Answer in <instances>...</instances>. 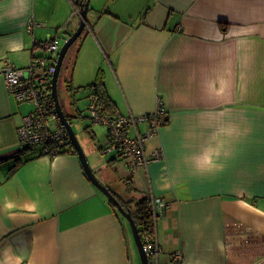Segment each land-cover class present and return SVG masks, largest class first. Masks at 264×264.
<instances>
[{"label":"crops","instance_id":"crops-1","mask_svg":"<svg viewBox=\"0 0 264 264\" xmlns=\"http://www.w3.org/2000/svg\"><path fill=\"white\" fill-rule=\"evenodd\" d=\"M81 1L0 0V264H141L126 219L78 154L21 147L33 107L2 74L8 62L28 67L34 50L48 56L41 43L61 47L80 26ZM65 60L88 99L103 73L117 114L165 104L167 123L145 144L164 158L134 172L103 157L107 132L99 141L84 128L101 183L124 202L170 204L157 220L158 264H175L178 252L181 264H264V0H90Z\"/></svg>","mask_w":264,"mask_h":264},{"label":"built area","instance_id":"built-area-1","mask_svg":"<svg viewBox=\"0 0 264 264\" xmlns=\"http://www.w3.org/2000/svg\"><path fill=\"white\" fill-rule=\"evenodd\" d=\"M36 23L31 21L27 30L32 33ZM49 55L39 56L33 51L31 63L28 67L18 68L7 63L2 71L5 77V85L8 92L19 103L32 105L33 110L22 119L19 127L21 147L40 148L42 154L56 157L71 143L66 127L56 111L55 101L52 96V78L56 71V63L61 47L55 39L39 44ZM89 118L93 124L106 127L108 141L102 147L101 152L105 155H113L116 158L125 159L131 171L140 167H147L149 163L164 158L162 149L156 150L148 157L145 144L159 134V130L167 123V110L162 100L154 113L137 116L117 114L110 116L103 113L97 98L89 97ZM148 123L146 133L140 132L139 126ZM170 204L163 198H149V209L152 223L144 237V250L150 260V264H158L161 248L157 238V220L168 210ZM175 264L183 262L182 253L172 256Z\"/></svg>","mask_w":264,"mask_h":264},{"label":"water","instance_id":"water-1","mask_svg":"<svg viewBox=\"0 0 264 264\" xmlns=\"http://www.w3.org/2000/svg\"><path fill=\"white\" fill-rule=\"evenodd\" d=\"M80 12H81V22L80 26L77 29V31L72 34L61 46L60 52L58 54L57 58V63H56V71L53 75L52 78V96L55 101V107L56 111L59 115L60 120L66 127V130L69 134L71 144L74 146L75 150L78 153V156L80 158V161L82 163V166L84 168V171L88 178L91 180V182L111 201L115 206L116 209L119 211V213L129 222V225L131 227L132 233H133V238L136 243V246L138 248L139 254H140V259L142 264H150V260L144 250V242L142 239V236L139 232L138 226L132 216L131 210H126L121 202L117 199V197L113 194V192L101 181L97 178L96 174L94 173L93 169L91 168L88 158L85 154V151L76 135L74 132V129L72 127V123L70 119L67 117L65 114L61 102L59 100V95H58V82L60 78V73L64 64V61L67 57V54L70 50V48L73 46V44L79 39V37L82 35L84 29L86 28V21H87V15L88 11L90 8V0H87L86 2L81 1L80 5Z\"/></svg>","mask_w":264,"mask_h":264},{"label":"rangeland","instance_id":"rangeland-1","mask_svg":"<svg viewBox=\"0 0 264 264\" xmlns=\"http://www.w3.org/2000/svg\"><path fill=\"white\" fill-rule=\"evenodd\" d=\"M65 61H64L63 70L61 71L59 82H58L59 100L62 104L63 110H64L66 115L73 117V115H75V114H77V115L80 114L78 112V110L81 111V113H82L81 117H78L76 119H72L71 123H72V127L74 129V132L76 133V135H77V137H78V139H79V141H80V143H81V145L85 151V154L88 155L90 153L89 148L94 147L95 144L91 140L89 133L85 132L84 128L86 126L91 125L92 126L91 129L93 131H96V134L98 136L99 141H103L105 139L107 129L103 125L93 124L92 121L90 120V118H89V115H90L89 99H88L89 93L87 92L86 89L78 88L74 92L75 98H73L72 93L68 92L67 83L65 82V78H68V79L70 78V77H68L70 75V72L68 71V76L65 77L66 76V67H65L66 62ZM73 78H74V76H73ZM74 101H75V104H73ZM86 140H88V142H86ZM103 157L109 158L110 155L109 156L103 155ZM90 160L91 159H89V162H90ZM98 177H100V176H98ZM125 222L130 228L129 231L131 233V238L135 244V251L137 252V254H139L138 248H137L136 243H135L134 238H133V233L131 231V227L129 225V222L127 220H125ZM139 259H140V254H139ZM140 262H141V259H140ZM141 264H142V262H141Z\"/></svg>","mask_w":264,"mask_h":264},{"label":"trees","instance_id":"trees-1","mask_svg":"<svg viewBox=\"0 0 264 264\" xmlns=\"http://www.w3.org/2000/svg\"><path fill=\"white\" fill-rule=\"evenodd\" d=\"M62 70H63V67H62ZM65 82L67 83L68 92L72 93L73 98H75L74 92L76 91V89L72 86L69 79H65ZM87 89L90 91V96L93 95L97 98V101H98L103 113L110 115V116L117 115L116 104L112 100V98L110 97V95L108 94V92L105 88L104 78H103L102 72L99 73L97 80L93 84L89 85L87 87ZM73 104H75V101L73 102ZM79 113H81L80 110H79ZM68 118L70 119V121H72V117H68ZM27 149H31V148H27ZM65 153H71L74 155L78 154L77 151L75 150L74 146L70 142H68L66 144L65 148L60 152L59 155L65 154ZM113 194L117 197V199L121 202L122 206L126 210H131L132 216H133V218H134V220L138 226L139 232H140L142 239L144 241V237L149 230L148 227L152 223V221H151L152 216H151V212L149 209V199H142L140 201L131 203V202H124L114 192H113ZM109 203L113 207L115 212L119 213L116 209V206L111 201H109Z\"/></svg>","mask_w":264,"mask_h":264}]
</instances>
